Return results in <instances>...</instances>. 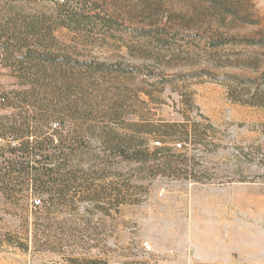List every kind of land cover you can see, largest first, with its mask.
<instances>
[{
    "label": "rangeland",
    "instance_id": "obj_1",
    "mask_svg": "<svg viewBox=\"0 0 264 264\" xmlns=\"http://www.w3.org/2000/svg\"><path fill=\"white\" fill-rule=\"evenodd\" d=\"M6 19L68 59L0 64V114L77 148L44 161L52 197L9 175L0 264H264V0H0Z\"/></svg>",
    "mask_w": 264,
    "mask_h": 264
},
{
    "label": "trees",
    "instance_id": "obj_2",
    "mask_svg": "<svg viewBox=\"0 0 264 264\" xmlns=\"http://www.w3.org/2000/svg\"><path fill=\"white\" fill-rule=\"evenodd\" d=\"M59 21L62 26L71 27L70 22L81 23L84 18L68 14ZM37 33V24L33 21L19 26H10L7 19L0 21L1 66L18 69L20 75L25 76L24 72L27 71L32 74L41 72L46 64L67 61V56L53 53L45 45L36 42ZM86 65L94 71H104L106 67L103 62L95 61L86 62ZM38 88L39 82L34 81L25 88L4 94L2 107L18 109L22 96L36 95ZM49 122L47 116L33 120L19 112L0 114V138L11 136L14 139L12 144L0 148V189L7 190L10 185L9 175L16 172L20 188L32 186L37 193L44 192L52 197L54 192L46 190L48 186H45L44 179L50 177L55 168L47 167L44 161H51L59 154L73 153L77 146L73 148L63 140L54 144L53 135L57 132H50ZM29 137H33V140L30 141ZM30 158H33L32 165L29 164Z\"/></svg>",
    "mask_w": 264,
    "mask_h": 264
},
{
    "label": "built area",
    "instance_id": "obj_3",
    "mask_svg": "<svg viewBox=\"0 0 264 264\" xmlns=\"http://www.w3.org/2000/svg\"><path fill=\"white\" fill-rule=\"evenodd\" d=\"M154 143L157 145L159 142H158V141H155ZM144 246H145L146 248H148V245H147L146 243H144Z\"/></svg>",
    "mask_w": 264,
    "mask_h": 264
}]
</instances>
